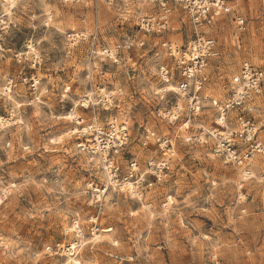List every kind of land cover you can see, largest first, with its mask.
Segmentation results:
<instances>
[{
    "label": "rangeland",
    "instance_id": "obj_1",
    "mask_svg": "<svg viewBox=\"0 0 264 264\" xmlns=\"http://www.w3.org/2000/svg\"><path fill=\"white\" fill-rule=\"evenodd\" d=\"M14 5L1 17L0 4V264H264V172L258 168L241 181L237 170L209 154L213 138L207 134L218 130L212 101L231 96L242 64L264 65V0L236 5L244 31H237L231 15L204 30L218 56L209 62L199 110L185 126L187 97L178 103L179 92H158L175 84L160 78L158 63L164 59L152 56L156 37L136 28L135 18L147 11L144 4L138 10L119 0ZM93 22L97 49L132 41L129 51L118 50V65L90 57L88 42L68 47L64 34L89 32ZM190 35L187 23L174 22L164 38L182 45ZM28 48L41 58L39 66H31ZM24 74L35 75L48 93L22 84L7 88L8 79ZM101 89L115 93L107 111L97 106ZM83 98L91 103L86 110ZM252 106L248 115L264 138V104L257 99ZM158 109H172L177 119L156 118ZM72 114L84 124L125 125L123 171L130 159L148 170L150 162L164 158L153 140L142 146L146 131L171 139L175 154L167 176L137 195L107 188L101 167L76 150ZM235 114L226 116L232 120ZM104 187L95 200V189ZM93 227L98 231L92 233ZM75 243L71 263L65 248Z\"/></svg>",
    "mask_w": 264,
    "mask_h": 264
},
{
    "label": "built area",
    "instance_id": "obj_2",
    "mask_svg": "<svg viewBox=\"0 0 264 264\" xmlns=\"http://www.w3.org/2000/svg\"><path fill=\"white\" fill-rule=\"evenodd\" d=\"M18 1L21 0H0V4L7 5ZM59 1L91 6L100 2L111 5L115 0ZM119 1L124 2L130 9L138 10L140 3L147 8V11L135 18L136 28L144 34L156 37L157 43L152 56L164 59L158 63V73L162 82L169 84L172 81L177 90L172 92L176 95L178 92L183 93L187 97V119L184 126L187 125L190 123L192 115L199 110L198 103L201 99V92L207 83L206 71L209 62L218 56L214 39L207 36L204 30L211 28L223 16L231 15L237 31H244L245 20L236 9V5L241 0ZM174 22L188 24L192 38L188 39L185 44L177 45L164 38L166 33L174 31ZM64 39L68 47H73L80 42H88L91 45L90 57H101L116 65L120 62L118 50L122 47L125 51H129L133 47L132 41L126 40L121 45H114L113 48H95L96 22H93L92 30L89 32L70 31L64 34ZM143 44V41L137 43L138 46ZM26 54L30 57L29 61L32 67L40 65L41 58L33 54L29 48ZM18 84L27 86L33 93L38 88L43 94L48 93V88L41 86L39 79L33 74H24L18 79L10 78L6 83L9 90L14 89ZM114 97V92L101 89L97 97V106L101 110H109L113 105ZM257 99L264 104V65L252 67L248 63H243L239 72L232 78L231 96L224 103L212 101V105L219 112V120L216 121L218 130L207 132L213 138L209 154L214 159L237 170L241 181L253 178L255 170L258 168L264 172V138L260 136L261 127L248 115L254 110L252 105ZM90 104L89 102L87 107L81 108L86 110ZM229 111L236 112L232 120L226 116ZM155 115L156 118L168 122L177 119L172 109H158ZM71 118L78 126L74 132L77 140L76 150L90 162L95 161L101 167L110 187L118 189L132 187L141 194L144 189H152L159 185L167 176L168 162L175 154L174 143L171 139L158 136L152 131H146L142 146H146L150 139L153 140L164 158L156 164L150 162L147 166L148 170L141 168L136 159H130L123 171L120 157L129 138L125 125H118L112 121L105 125L84 124L82 118L76 115L72 114ZM103 193L104 188L95 189L94 199L98 200ZM76 231L77 236H80L77 224ZM97 231L96 227L92 228V233Z\"/></svg>",
    "mask_w": 264,
    "mask_h": 264
},
{
    "label": "bare ground",
    "instance_id": "obj_3",
    "mask_svg": "<svg viewBox=\"0 0 264 264\" xmlns=\"http://www.w3.org/2000/svg\"><path fill=\"white\" fill-rule=\"evenodd\" d=\"M19 2V1H18ZM17 3V2H16ZM15 3H10V4H7V5H4V4H1L3 7H5L4 9H3V14H2V16L1 17H5V16H7V15H9L10 13H11V11L13 10V8H14V5ZM2 10V9H1ZM167 87H169V88H163L161 91H158V92H163L164 93V91H175L176 89H175V87H173V86H167ZM6 88V87H5ZM4 91H5V89H4ZM6 91H7V89H6ZM162 95V94H161ZM178 103L181 101V98L184 96V94L183 93H180V94H178ZM87 103H88V100H86L85 98H83L81 101H80V104H81V106H83V107H87ZM67 116V115H66ZM221 120V119H220ZM107 179V178H106ZM107 182H108V180H107ZM129 187V186H128ZM107 188H110V186L108 185V187ZM129 191H130V193L131 194H136V193H139V192H137L136 190H134V188H132V187H129V188H127ZM106 192V187H104V193ZM103 193V194H104ZM137 195V194H136ZM0 203H1V199H0ZM110 229H108V230H106V232L107 231H109ZM97 238V237H96ZM77 245V243H75V244H73V245H71V246H69V247H67V254L69 253V257L71 258H68V260H69V262H74V260L72 259V256L74 255V253H73V247L74 246H76Z\"/></svg>",
    "mask_w": 264,
    "mask_h": 264
}]
</instances>
